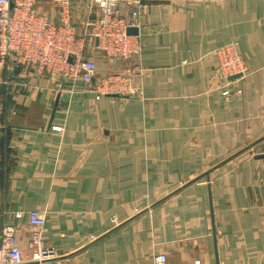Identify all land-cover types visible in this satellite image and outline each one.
<instances>
[{"label":"crops","instance_id":"1","mask_svg":"<svg viewBox=\"0 0 264 264\" xmlns=\"http://www.w3.org/2000/svg\"><path fill=\"white\" fill-rule=\"evenodd\" d=\"M69 1L81 36L99 10ZM37 7L60 24L53 2ZM118 7L138 52L110 62L85 37L83 55L96 64L92 86L120 74L133 94L95 100L33 63L0 68V227H16L28 257L27 212L43 211L50 264H153L159 253L164 264H264V0ZM228 42L247 66L235 101L216 74Z\"/></svg>","mask_w":264,"mask_h":264},{"label":"built area","instance_id":"2","mask_svg":"<svg viewBox=\"0 0 264 264\" xmlns=\"http://www.w3.org/2000/svg\"><path fill=\"white\" fill-rule=\"evenodd\" d=\"M40 1L0 0L1 69L9 72L21 63H33L38 72L58 78V85L66 80H80L84 86L92 88L96 100L105 93H134L135 90L128 89L129 84L123 77L119 79L122 88L116 92L107 90L110 82L92 86L96 64L83 55L82 49V38L88 37L90 40L96 37L102 43L105 57L110 62L130 57L139 50V45L131 42L130 34L126 32L128 27L135 25L134 21L128 22L120 17L118 2L121 0H89L98 8L99 14L84 23L86 32L81 36L76 35L71 25L69 0H47L58 8L60 24H55L51 17L38 9ZM124 1L135 4L137 8L141 5V0ZM137 13L132 12L133 16ZM232 57L225 63H233L232 66L236 68L233 73L240 72L241 69L238 68L242 64L234 54ZM52 129L60 130L61 127L52 126ZM27 220L31 225L26 238L27 247L30 249L29 256L23 255V250L17 243L16 227L5 221L0 227V264H50L55 257L54 248L45 243L42 237L44 212L38 209L29 210ZM152 262L164 264L166 255L155 254Z\"/></svg>","mask_w":264,"mask_h":264},{"label":"rangeland","instance_id":"3","mask_svg":"<svg viewBox=\"0 0 264 264\" xmlns=\"http://www.w3.org/2000/svg\"><path fill=\"white\" fill-rule=\"evenodd\" d=\"M134 54H135V52L132 53V55H134ZM215 54H216V57L218 59V65L216 67V74L220 75V77H221V96L226 101L239 100L241 98L243 90H242L241 85L237 82V80L239 77H241L242 74H244L247 71V66L245 64L244 58L237 51V48H236V45L234 42H228V43L220 46L218 52H217V50H215ZM233 54H234V56H236L238 58L239 62L242 64V66L238 68V69H241L240 72L233 73L234 70L236 69L235 67L232 66L233 61L230 62V63H232V65H230V64L228 65L227 63H225V62H228L230 59L233 58L232 57ZM133 70L137 71L138 67L134 68ZM134 72L132 74H134ZM121 76L122 75H120V74L109 75L110 78H115V79L112 81V79H110L108 77V79H110L109 80L110 84L108 86V88H110V89L107 88L108 91L116 92L117 90H120L122 88V84L119 82V78H121ZM130 88L132 90H134V88L132 87L131 84H130ZM259 117H260V123L264 126V115L263 114L259 115ZM258 151L260 152L261 155L264 156V138L261 141V146L259 147ZM110 222L115 223L116 218L114 216H112L110 218Z\"/></svg>","mask_w":264,"mask_h":264},{"label":"water","instance_id":"4","mask_svg":"<svg viewBox=\"0 0 264 264\" xmlns=\"http://www.w3.org/2000/svg\"><path fill=\"white\" fill-rule=\"evenodd\" d=\"M127 34H137V27L136 26H130L126 29ZM97 40V38H96Z\"/></svg>","mask_w":264,"mask_h":264}]
</instances>
